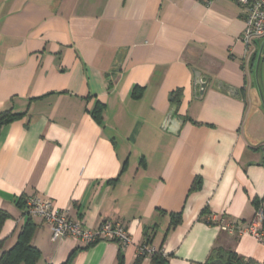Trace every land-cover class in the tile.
I'll return each instance as SVG.
<instances>
[{"label":"crops","instance_id":"0c3cea01","mask_svg":"<svg viewBox=\"0 0 264 264\" xmlns=\"http://www.w3.org/2000/svg\"><path fill=\"white\" fill-rule=\"evenodd\" d=\"M244 19L232 0H0V112L23 113L0 124V209L11 215L0 254L26 219L16 200L38 196L85 229L122 224L125 264L145 232L169 264H207L218 248L263 262V240L219 225L248 222L254 200L264 210V113ZM194 70L209 79L201 98ZM33 220L36 264L71 253L70 264H116V242L52 241L50 225Z\"/></svg>","mask_w":264,"mask_h":264},{"label":"built area","instance_id":"2783aa9c","mask_svg":"<svg viewBox=\"0 0 264 264\" xmlns=\"http://www.w3.org/2000/svg\"><path fill=\"white\" fill-rule=\"evenodd\" d=\"M245 10V26L242 38L249 48L253 39L264 36V0H232ZM27 205L30 214L40 218L51 227V240L55 241L60 237L71 236L83 244H89L97 238L113 240L117 239L123 245L131 241L127 229L119 222L105 219L94 229H85L81 224L71 219L64 210L57 208L50 199H42L38 196L27 198ZM264 210L255 209L252 218L245 224L221 219V229L236 232L237 234H251L257 239L263 238L262 221Z\"/></svg>","mask_w":264,"mask_h":264},{"label":"trees","instance_id":"16d2710c","mask_svg":"<svg viewBox=\"0 0 264 264\" xmlns=\"http://www.w3.org/2000/svg\"><path fill=\"white\" fill-rule=\"evenodd\" d=\"M254 57H255V51L253 53V60H254ZM181 92H182L181 89H176L175 91H173L171 98H170L173 104H178L180 102ZM102 110H103V105L99 104L98 102L95 103L94 107L91 110L92 117L98 123L101 122ZM22 114L23 113L12 112L11 110L1 111L0 112V124L5 123V122H10L14 119H17ZM260 146L261 145L258 146L259 149H260ZM199 186H200L199 179H195L190 187V190L197 189ZM26 201L27 199L25 200L23 199V197H19L15 202V206L19 210H24L25 212L24 214H26V219L20 228V231L18 233L15 243L9 249L3 250L1 252L0 264H36L37 261L40 259L41 253L39 249L36 248L31 243V238H32V235L37 225L35 221L33 220V216L30 214L28 210L29 207ZM253 204L255 205V209L259 208L258 202L256 200L253 201ZM203 213L205 212L203 211L202 214ZM10 217L11 215L6 210L0 209V230L4 222L6 221V219ZM170 217H171L170 226H174L180 222V219H181L180 212L170 213ZM207 221L210 222L209 220ZM102 222L103 220L100 223ZM100 223L98 224V226L100 225ZM262 232H263L262 240L264 241V219L262 221ZM152 238L153 236L150 235L148 232H145L143 234V241L141 242V245L139 246L140 250L136 254L132 264H141L142 260L147 255L150 256L149 264H169L167 255L162 252L161 247L154 248V249L147 247L148 245L151 244ZM111 241L116 242L118 245L116 264H125L124 251H123L125 245L120 243L117 239H113ZM0 247H1V241H0ZM72 257H73V253H71L69 257L67 258V260L62 262L61 264H70ZM214 258H222L228 263L240 261L242 264H264V261L260 263L253 259L242 260L235 252L229 251V250H223L220 248L213 249L211 251L206 261L207 264H208V261Z\"/></svg>","mask_w":264,"mask_h":264},{"label":"water","instance_id":"95a60500","mask_svg":"<svg viewBox=\"0 0 264 264\" xmlns=\"http://www.w3.org/2000/svg\"><path fill=\"white\" fill-rule=\"evenodd\" d=\"M253 44L255 47V57L252 63V83L256 92L257 100L260 109L264 113V91L261 84V64L264 57V36L260 38L253 39ZM194 79L193 84L196 89V97L201 98L204 94V91L207 87L209 79L204 78L199 71L194 70ZM218 88L225 93H238V90L232 88L221 81H217ZM171 113H174V110L171 109ZM261 152L264 158V145L261 146ZM208 264H242L240 261L228 263L222 258H214L208 261Z\"/></svg>","mask_w":264,"mask_h":264},{"label":"rangeland","instance_id":"374dc122","mask_svg":"<svg viewBox=\"0 0 264 264\" xmlns=\"http://www.w3.org/2000/svg\"><path fill=\"white\" fill-rule=\"evenodd\" d=\"M254 119H255V118H253V122H252V125H251V126H252V127H251V128H252V130L255 128V126H256V124H257V123L255 122V120H254ZM259 132H260V130H259Z\"/></svg>","mask_w":264,"mask_h":264},{"label":"flooded vegetation","instance_id":"af4514ba","mask_svg":"<svg viewBox=\"0 0 264 264\" xmlns=\"http://www.w3.org/2000/svg\"><path fill=\"white\" fill-rule=\"evenodd\" d=\"M262 146V145H261ZM261 146H260V149H261Z\"/></svg>","mask_w":264,"mask_h":264}]
</instances>
